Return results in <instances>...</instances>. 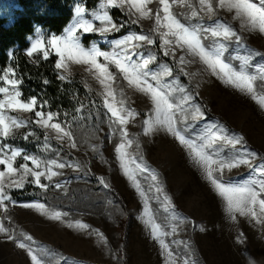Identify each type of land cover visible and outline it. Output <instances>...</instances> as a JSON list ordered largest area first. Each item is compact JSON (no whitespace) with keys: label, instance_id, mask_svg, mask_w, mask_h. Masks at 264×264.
Listing matches in <instances>:
<instances>
[{"label":"rangeland","instance_id":"374dc122","mask_svg":"<svg viewBox=\"0 0 264 264\" xmlns=\"http://www.w3.org/2000/svg\"><path fill=\"white\" fill-rule=\"evenodd\" d=\"M103 2L104 0H0V17H6L11 22L15 15L20 14L70 13L71 19L60 34L55 35L39 28L35 30L29 38L30 44L25 51L30 57L27 53L35 39L45 38V46H47V39L53 36H63L66 30L73 26L77 6L85 9L84 18L90 20L94 12L100 11ZM192 2L199 7L198 0H192ZM255 2L259 3V0ZM215 3L216 0H213L214 6ZM148 7L153 9V14L148 18H140L139 14L127 3L122 9L111 8L108 11L111 17L113 11H121L130 23L132 20H137L135 25H138L142 31H129L124 35L135 32L150 35L154 39L153 45L143 44L137 51L145 56L149 53L155 54L157 62L150 65V69L158 70L159 64H168L173 69V77L165 78L166 82L179 76L180 82L192 91L195 103L201 105L205 113V120L198 122L197 132L208 122H219L225 125L230 132L242 135L249 149L264 156V110L249 96L222 83L200 63L198 58L186 56V59L193 62L180 65L177 62L178 57L185 55L184 52L177 50L175 56L165 57L160 50L159 34L152 32L155 26V10L159 7L158 0H153ZM172 10L175 13L188 11L178 4L174 5ZM216 15L231 23L244 37L249 47L264 52V35L258 32L241 31L239 22L232 19L233 14L223 9H217ZM113 21L115 22L114 19ZM209 22L205 18V23ZM99 26L97 21L94 27ZM114 32L105 35L89 32L96 34L98 38L85 47L97 46L103 51H111L113 42L124 36L111 37L110 35ZM236 51L243 54V49H236L232 44L230 54H235ZM50 55H55V53L51 52ZM55 57L57 61L58 57L56 55ZM135 59L138 60L139 57ZM260 59L256 58L253 63H258ZM101 62H103L102 59ZM232 63L237 64L238 62L232 61ZM109 67L115 75L112 87L117 93V99H119L120 91L123 90L128 106L135 108L139 113L136 119L126 126L129 138L139 142L144 162L158 174L164 191L171 197L176 210L195 224L203 226L204 230L201 231L199 228H194L192 224L183 225L175 236L166 238L168 242L171 243L173 239L190 241L199 264H264V224H257L251 217L238 216L235 222L232 221L225 212L222 201L204 179L201 170L192 162L188 151L178 141L164 132L144 135L143 120L150 113L152 107L150 100L129 87L114 66ZM181 67L189 75L182 74ZM58 72L67 77H78L86 90L100 100L101 109L96 112L94 122L88 121L74 125L65 123L64 120L56 117V120L63 126H71L70 130L77 147H69L70 142L66 138L58 141L53 130L37 125L45 135H48L49 140H54L66 149L69 156H61L60 150L49 143V140L47 141L49 149L42 150L45 140L38 138L30 124L14 129L12 137L21 134L23 138L26 133L31 132L33 135L24 140L36 144L38 150L18 148L43 159H59L66 164L68 162L79 163L81 167L77 169L66 166L63 169H54L62 175L53 177L51 183L42 178L43 183H49L47 190H42L32 183H26L22 189H6L15 203L6 202V213L0 209V221L16 234V239H23L19 236L20 232L32 236L34 243H26H31L34 248L46 249L50 253L47 259L52 264H55L60 257L66 258L60 260V264H69L71 261L75 264H164V256L161 254L159 245L151 238L149 230L140 218L143 210L141 197L122 174L115 158L114 148L116 143L120 142V138L118 134H112L109 128L108 114L103 108V87L93 72L88 70L87 65L69 63L66 73L61 70ZM0 98H3L2 95ZM9 114L29 120L31 113L10 112ZM35 119L36 117L33 121ZM110 136L111 139H109ZM93 145L99 147V152L92 150ZM129 152L136 153L135 144ZM22 163H24L22 157H18L15 166L19 167ZM254 163H259V160L257 159ZM29 166L31 167L30 162ZM0 170H3V166H0ZM146 175V173L141 174L138 178L145 191H148L149 181L145 179ZM248 175L249 170L245 166L231 171L225 170L226 179L241 180L247 178ZM101 176L108 182L109 188L106 189L99 183L97 178ZM57 183H61L62 187L56 188ZM26 188L29 191L27 193L31 194L29 199H23L22 194L15 196L11 193ZM117 194L122 203L117 199ZM149 196L157 222L166 223L167 213L154 199L155 193L149 192ZM31 202L43 203L49 209L68 215L64 216L62 221L51 220L33 209L19 206ZM76 220L88 224L90 228L77 230L68 226ZM124 220H126V246L123 256L120 248L122 239L120 221L123 223ZM92 229L99 230L106 237L107 245L92 232ZM172 247L181 255L185 254L183 246L177 248L172 245ZM0 264H31V261L25 250L18 248L13 241H9L4 234L0 233Z\"/></svg>","mask_w":264,"mask_h":264},{"label":"snow or ice","instance_id":"6c2138e0","mask_svg":"<svg viewBox=\"0 0 264 264\" xmlns=\"http://www.w3.org/2000/svg\"><path fill=\"white\" fill-rule=\"evenodd\" d=\"M126 3L131 5L140 18H148L153 14V9L148 7L153 0H104L100 11L94 12L90 20L84 18L85 9L77 6L75 23L63 36L47 39V46H45V38H37L32 42L27 54L31 57L36 53H42L43 58L47 59L50 53L54 52L58 57L55 64L57 70L66 73L69 63H72L87 65L88 70L93 72L104 89L103 108L108 114L109 128L112 134H118L120 138V142L116 143L114 148L115 158L122 174L141 197L143 210L140 218L149 230L151 238L159 245L164 256V264H199L190 241L173 239L169 243L166 239L175 236L180 227L186 224H192L201 231L204 229L176 210L171 197L164 191L158 174L144 162L139 142L129 138L126 126L135 120L139 113L135 108L128 106L123 90L120 91L117 99V93L112 87L115 75L109 66L115 67L129 87L150 100L152 106L150 113L143 120L144 135L164 132L178 141L188 151L190 159L201 170L204 179L222 201L225 212L234 222L240 216L251 217L257 224H264V156L249 149L242 135L230 132L219 122H208L199 132L196 131L198 122L205 120V113L201 105L195 103L192 91L180 82L179 76L166 82L165 78L173 77V69L168 64H159L158 70H151L150 65L157 62L155 54L149 53L145 56L137 51L143 44L155 43L150 35L130 32L116 39L111 51H103L97 46L86 48L82 44L83 33L97 32L105 35L120 31L123 24L118 26L108 9H122ZM158 4L152 32L159 34L160 50L163 55L175 56L177 50L184 52L185 55L178 57L177 62L180 65L193 62L186 59V56L198 58L200 63L222 83L249 96L264 110V52L249 47L244 37L231 23L216 15L217 9H223L233 14L232 19L239 22L241 31L264 35V0H259V3L255 0H216L215 6L213 0H198L199 7L194 5L192 0H158ZM177 4L188 11L173 12V6ZM214 17L216 18L213 19ZM205 18L210 22L205 23ZM97 21L100 26L94 27ZM131 23L135 24L137 20H132ZM232 44L236 49H243V54L239 51L230 54ZM136 57L139 59H135ZM258 57L261 58L260 61L253 63ZM232 61L238 63L233 64ZM180 72L189 75L184 72L183 67L180 68ZM59 79L63 81L67 76L60 75ZM0 81L3 82V86H0V95L3 97L0 98V141L12 137L14 129L32 123L53 130L58 141L66 138L70 142L69 147H77L70 130L71 126L65 127L57 121V113L45 112L47 101L41 103L36 97H31L28 101L21 99L19 85L22 80L16 78L12 68L6 69L3 75H0ZM44 83L47 84L48 81L45 80ZM81 108H77L76 112L79 113ZM10 112H34L36 119L34 121L20 119L10 115ZM190 130L191 134H189ZM31 135L33 133H26L23 139L27 140ZM44 140L42 150H48L50 147L47 143L48 135L44 136ZM133 144L136 147L135 154L129 152ZM92 150L99 152V147L93 145ZM57 156H59L58 152ZM18 157H22L24 163L16 167ZM257 159L259 163H254ZM0 166H3V170H0V209L5 213L6 202L15 203L6 189H22L26 183H32L42 190H47L53 177L62 175L54 169H63L66 166L77 169L81 167L79 163L66 164L59 159H43L6 143H0ZM241 166L249 170L247 178L241 180L225 178V170L231 171ZM145 173L147 174L145 179L149 181L148 191H145L138 178ZM42 178L49 183H43ZM97 179L104 188L110 187L103 176ZM55 187L60 188L62 184L57 183ZM149 192L155 193L154 199L167 213L166 223L157 222ZM19 206L33 209L51 220L62 221V218L68 215L49 209L39 202L24 203ZM68 226L77 230L90 228L80 220L69 223ZM92 232L107 245L106 237L99 230L92 229ZM0 233L9 241H13L18 248L25 250L31 264H52L47 259L50 253L46 249L34 248L31 243H26H34L33 237L27 233L20 232L19 236L23 239H16V234L11 232L2 221H0ZM172 245L177 248L183 246L185 254L181 255L175 251ZM64 259L66 258L60 257L55 264H60V260ZM69 264L75 262L71 261Z\"/></svg>","mask_w":264,"mask_h":264},{"label":"trees","instance_id":"16d2710c","mask_svg":"<svg viewBox=\"0 0 264 264\" xmlns=\"http://www.w3.org/2000/svg\"><path fill=\"white\" fill-rule=\"evenodd\" d=\"M112 17L119 25L123 24L120 31L112 33L111 37L124 35L129 31L141 32L138 25L130 23L127 17L119 10L112 13ZM71 19L70 13L57 14H20L15 15L11 22L6 17H0V75L8 68H12L16 73V78L21 79L19 85L21 99L28 101L31 97H36L39 102L47 101L45 112L52 111L57 113L59 120L65 123L80 124L88 121H95L96 112L101 109L100 100L93 94L89 93L78 77H67L65 80L59 79V72L55 67L56 57L50 55L47 59L38 53L32 58L25 53L29 47V38L37 28L45 30L48 33L60 34L68 25ZM98 38L96 34H83L82 44L88 46L93 40ZM48 81L47 84L44 81ZM3 82L0 81V86ZM81 105L83 107L81 108ZM77 108H81L79 113ZM39 110V109H38ZM67 113V115H65ZM35 117L34 112L30 114V119ZM31 129L40 140H44L45 133L35 124L30 123ZM2 143L9 144L13 147H22L26 150L37 151L36 144L25 141L21 134L3 140ZM49 143L60 150V155L68 157L69 153L54 140L50 139ZM28 189L21 191H12V195L22 194L23 199L31 198L27 193ZM117 199L122 203L117 194ZM121 227V252L125 255L126 246V220Z\"/></svg>","mask_w":264,"mask_h":264}]
</instances>
